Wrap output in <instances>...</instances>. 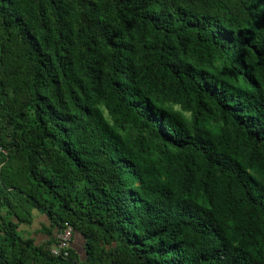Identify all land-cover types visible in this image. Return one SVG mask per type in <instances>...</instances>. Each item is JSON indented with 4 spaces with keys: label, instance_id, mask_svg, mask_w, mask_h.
Wrapping results in <instances>:
<instances>
[{
    "label": "trees",
    "instance_id": "obj_1",
    "mask_svg": "<svg viewBox=\"0 0 264 264\" xmlns=\"http://www.w3.org/2000/svg\"><path fill=\"white\" fill-rule=\"evenodd\" d=\"M0 264H264V0H0Z\"/></svg>",
    "mask_w": 264,
    "mask_h": 264
},
{
    "label": "built area",
    "instance_id": "obj_2",
    "mask_svg": "<svg viewBox=\"0 0 264 264\" xmlns=\"http://www.w3.org/2000/svg\"><path fill=\"white\" fill-rule=\"evenodd\" d=\"M73 234V226L67 224L62 232L59 233L57 241L51 245L50 249L52 253L56 256L69 257Z\"/></svg>",
    "mask_w": 264,
    "mask_h": 264
},
{
    "label": "crops",
    "instance_id": "obj_3",
    "mask_svg": "<svg viewBox=\"0 0 264 264\" xmlns=\"http://www.w3.org/2000/svg\"><path fill=\"white\" fill-rule=\"evenodd\" d=\"M40 216H43V215H37L36 216V219H39ZM36 219L34 220V222L32 223V225H21V228L22 230H25L26 232H29L30 234H32L33 236H36L37 239L40 241V240H44L45 239V235H43L41 232H39L37 234V231H40L42 226H35V221ZM73 247L78 249L79 251H82V242L81 240H79V236L76 237V239L74 240L73 242Z\"/></svg>",
    "mask_w": 264,
    "mask_h": 264
},
{
    "label": "rangeland",
    "instance_id": "obj_4",
    "mask_svg": "<svg viewBox=\"0 0 264 264\" xmlns=\"http://www.w3.org/2000/svg\"><path fill=\"white\" fill-rule=\"evenodd\" d=\"M45 221H47V218H45V216L43 215V216H40V218L39 219H36V223H35V226H40L41 225V223H43V222H45ZM27 233H29V232H27Z\"/></svg>",
    "mask_w": 264,
    "mask_h": 264
}]
</instances>
